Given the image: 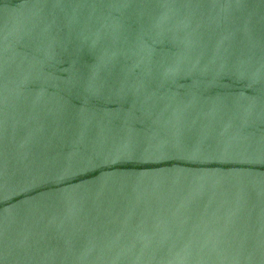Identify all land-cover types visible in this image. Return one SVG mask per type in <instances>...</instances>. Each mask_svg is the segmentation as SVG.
I'll return each instance as SVG.
<instances>
[{
  "label": "water",
  "instance_id": "95a60500",
  "mask_svg": "<svg viewBox=\"0 0 264 264\" xmlns=\"http://www.w3.org/2000/svg\"><path fill=\"white\" fill-rule=\"evenodd\" d=\"M0 264H264V0H0Z\"/></svg>",
  "mask_w": 264,
  "mask_h": 264
}]
</instances>
